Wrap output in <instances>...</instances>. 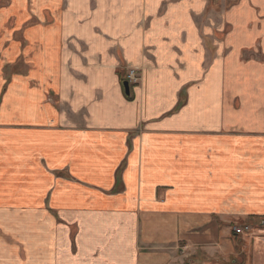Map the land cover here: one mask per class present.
Listing matches in <instances>:
<instances>
[{"label": "crops", "instance_id": "1", "mask_svg": "<svg viewBox=\"0 0 264 264\" xmlns=\"http://www.w3.org/2000/svg\"><path fill=\"white\" fill-rule=\"evenodd\" d=\"M0 226L3 264H264V0H0Z\"/></svg>", "mask_w": 264, "mask_h": 264}, {"label": "rangeland", "instance_id": "2", "mask_svg": "<svg viewBox=\"0 0 264 264\" xmlns=\"http://www.w3.org/2000/svg\"><path fill=\"white\" fill-rule=\"evenodd\" d=\"M37 11H38L37 8H34V10H32V8H29V12L33 16V17L30 16V20H29L30 22L31 21L32 22H34V21L35 22L36 21H41L43 19L42 18L43 15L41 13H35ZM193 20H194V22L196 24H197V22L201 21V19H200L199 16H194L193 17ZM44 21H45V18H44ZM128 69H135L136 70L137 68H134V67H126L125 68V78H126V73H127ZM129 85H131V84H129ZM234 225L242 226L244 224L242 222L235 221L234 222ZM246 225L252 227L251 224H246ZM261 225L263 226V224H261ZM233 226H231L232 233H234L233 230H232V227ZM252 232H253V229L251 228L249 231H247L244 234V236L245 235H249ZM240 236H242V235H240ZM14 240H15V238L11 235V232L5 230V227L0 226V264H3L2 263V260L5 261V259H7L6 256L8 255V247H9L7 243H11V241H14ZM17 250H18L17 251L18 252V257L24 258L25 257V251H24L23 247L21 246V244L19 242H18V249ZM193 259L194 258L192 256H186L185 254H182L181 253L180 256H179V260H181V262L180 261H177L178 262L177 264H196V262H194Z\"/></svg>", "mask_w": 264, "mask_h": 264}, {"label": "built area", "instance_id": "3", "mask_svg": "<svg viewBox=\"0 0 264 264\" xmlns=\"http://www.w3.org/2000/svg\"><path fill=\"white\" fill-rule=\"evenodd\" d=\"M126 79L128 81L129 84L131 85H136L139 80H140V75L137 71V69H128L127 73H126ZM251 229L250 226L248 225H242V226H239V225H234L232 227V230L235 234H244L246 233L247 231H249Z\"/></svg>", "mask_w": 264, "mask_h": 264}, {"label": "water", "instance_id": "4", "mask_svg": "<svg viewBox=\"0 0 264 264\" xmlns=\"http://www.w3.org/2000/svg\"><path fill=\"white\" fill-rule=\"evenodd\" d=\"M123 86H124V90H125L126 94H128V92H129V83H128L127 80L123 82Z\"/></svg>", "mask_w": 264, "mask_h": 264}, {"label": "trees", "instance_id": "5", "mask_svg": "<svg viewBox=\"0 0 264 264\" xmlns=\"http://www.w3.org/2000/svg\"><path fill=\"white\" fill-rule=\"evenodd\" d=\"M126 96H128V95L126 94Z\"/></svg>", "mask_w": 264, "mask_h": 264}]
</instances>
